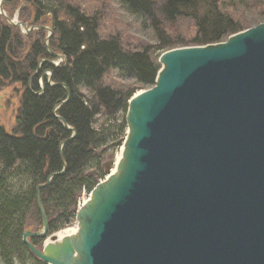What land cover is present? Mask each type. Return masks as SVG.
Segmentation results:
<instances>
[{
    "label": "water",
    "instance_id": "water-1",
    "mask_svg": "<svg viewBox=\"0 0 264 264\" xmlns=\"http://www.w3.org/2000/svg\"><path fill=\"white\" fill-rule=\"evenodd\" d=\"M2 1L8 25L49 32L52 59H39L30 89L41 63L58 67L65 57L48 47L52 27L28 30ZM158 63L154 84L127 102L122 158L90 192L75 264H264V21L222 42L164 51ZM51 74H39L33 94L45 83L65 89L52 115L71 135L59 145L62 170L36 186L41 228L21 242L46 264H69L30 242L48 235L39 189L64 172L61 149L75 136L56 114L70 93Z\"/></svg>",
    "mask_w": 264,
    "mask_h": 264
},
{
    "label": "trees",
    "instance_id": "trees-1",
    "mask_svg": "<svg viewBox=\"0 0 264 264\" xmlns=\"http://www.w3.org/2000/svg\"><path fill=\"white\" fill-rule=\"evenodd\" d=\"M61 1L57 4L70 24L64 26L52 17V30L57 35L54 48L65 62L53 68L43 63L39 69L41 73L51 70V81L67 87L69 100L56 114L75 130V136L61 149L64 172L39 189L48 235L72 225L81 193L89 194L106 175V149L102 148L117 141L126 128L127 102L138 87L117 86L112 75L132 79L139 88L150 87L164 51L222 42L264 21V0H118L148 26L154 39L153 43L130 44L117 33L101 35L96 13L88 14L69 0ZM34 6L50 11L39 1ZM179 21L188 22L193 32L190 37L171 33L169 24ZM11 32L0 27V78L21 83L24 91L12 133L0 126V264H46L30 253L21 236L30 227L31 218L41 225L36 186L63 168L59 145L71 132L63 129L52 110L66 98V92L45 83L40 95L33 94L41 91L37 76L27 88L29 76L47 52L36 40L24 56L25 63H15L21 55L14 49L24 45L18 34ZM30 242L40 248L42 239L30 238Z\"/></svg>",
    "mask_w": 264,
    "mask_h": 264
},
{
    "label": "rangeland",
    "instance_id": "rangeland-1",
    "mask_svg": "<svg viewBox=\"0 0 264 264\" xmlns=\"http://www.w3.org/2000/svg\"><path fill=\"white\" fill-rule=\"evenodd\" d=\"M40 2L43 6L50 8V11L44 12L43 9H37L34 6V3ZM61 0H8L4 4L2 1V10L3 12L15 19L16 21L26 24L27 29L34 26H45L52 27V17L54 21L62 23L64 26H69L70 18L68 15L60 8L57 4ZM74 4L78 5L80 11H85L88 14H97L100 17V34L108 35L115 34L121 35L122 39L127 43H153L154 39L151 33V30L141 23V19L128 13L123 6L119 3L118 0H69ZM62 2V1H61ZM59 8V9H58ZM55 11V12H54ZM246 14H249L248 12ZM263 22V21H262ZM5 19L0 15V27L9 28L10 31L16 32L18 37H20L23 47H17L14 49V52L21 55L20 58H15V63H25L26 54L29 52V48L32 42L39 40L40 44L45 48L44 38L49 34L48 30H41L39 28L30 29L25 31L19 26L9 27ZM255 26V24L250 27ZM249 27V28H250ZM168 28L171 29V33L175 35H184L185 37H190L193 32L189 28V24L186 21H179L174 24H169ZM11 32V33H12ZM16 35V34H15ZM57 35L55 32L51 33V37L48 40V47L50 51L59 53L56 48H54L55 37ZM187 47V46H186ZM179 48V47H178ZM46 50V49H45ZM48 54V52H47ZM47 56V55H46ZM52 59L51 57H45ZM14 59V57H13ZM41 73V72H40ZM37 82L40 87L39 74ZM44 78L47 77L48 71L45 72ZM114 84L117 86H128V87H138L137 91L145 90L149 87H141L134 82V80L129 78H121L115 75L111 76ZM31 81L29 82L30 85ZM28 84V82H27ZM151 87V86H150ZM24 91L23 86L19 82L12 81L10 79L3 80L0 78V126L3 127L5 132L8 134L12 133V129L15 125L16 115L20 107V96ZM135 92V93H136ZM134 93V94H135ZM133 94V95H134ZM115 130V129H113ZM127 135V126L122 133L121 137L117 141L109 142L102 150L106 149L104 153V169L106 170V175L102 179L104 180L111 171L116 168V160L119 156L122 155L124 142ZM100 180V181H102ZM99 181V182H100ZM89 195L87 193H81L78 202L77 209ZM77 211V210H76ZM76 225V220L72 223L71 226L67 228H74ZM41 228V225H38V222L34 219H30V227L27 230L37 231ZM52 236V234L47 235V237ZM43 245V240L41 247Z\"/></svg>",
    "mask_w": 264,
    "mask_h": 264
},
{
    "label": "bare ground",
    "instance_id": "bare-ground-1",
    "mask_svg": "<svg viewBox=\"0 0 264 264\" xmlns=\"http://www.w3.org/2000/svg\"><path fill=\"white\" fill-rule=\"evenodd\" d=\"M136 93H139V91ZM121 158H122L121 156L117 158L116 168L113 171H111L110 176L114 175L117 172L118 170L117 168L119 167ZM108 176L101 181L103 188L106 186L107 181L110 179L108 178ZM88 195L89 196L82 203H80L77 209L79 211L80 216L81 215L84 216L87 210L90 208V205H92L93 197H91L90 193ZM82 216L81 219L78 218L76 220V225L74 228H65L58 232L53 233L52 236L46 237L45 240L43 241L44 251L48 254H55L58 258H65V260L69 264H75L80 258L79 248L77 246L79 244L81 233L83 230ZM67 249L70 251V253L68 256H65V251H67Z\"/></svg>",
    "mask_w": 264,
    "mask_h": 264
},
{
    "label": "flooded vegetation",
    "instance_id": "flooded-vegetation-1",
    "mask_svg": "<svg viewBox=\"0 0 264 264\" xmlns=\"http://www.w3.org/2000/svg\"><path fill=\"white\" fill-rule=\"evenodd\" d=\"M46 52H47V50H46ZM49 56V54H47V56L45 55V57H48ZM45 57H42V58H45ZM50 57V56H49ZM39 61V60H38ZM37 64H38V62H37ZM43 63H41L40 64V66L42 65ZM40 68V67H39ZM38 73H40V69H39V71H38Z\"/></svg>",
    "mask_w": 264,
    "mask_h": 264
}]
</instances>
